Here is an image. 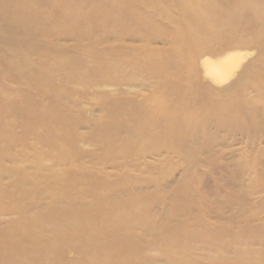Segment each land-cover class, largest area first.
I'll return each instance as SVG.
<instances>
[{
  "label": "rangeland",
  "instance_id": "rangeland-1",
  "mask_svg": "<svg viewBox=\"0 0 264 264\" xmlns=\"http://www.w3.org/2000/svg\"><path fill=\"white\" fill-rule=\"evenodd\" d=\"M247 49L242 82L199 81L248 115L167 147L186 62ZM263 85L264 0H0V264H88L68 242L47 260L45 242L90 208L104 228L126 210V264H264ZM30 223L36 252L4 240Z\"/></svg>",
  "mask_w": 264,
  "mask_h": 264
},
{
  "label": "bare ground",
  "instance_id": "bare-ground-1",
  "mask_svg": "<svg viewBox=\"0 0 264 264\" xmlns=\"http://www.w3.org/2000/svg\"><path fill=\"white\" fill-rule=\"evenodd\" d=\"M202 13H205L204 10ZM202 13L201 17L203 16ZM191 26L190 24L187 28L192 35H195L192 39H198V35L194 30H197L199 27L197 28L195 25L190 30ZM148 29H150L149 26L143 27L141 31ZM207 30H209L208 26ZM186 42L188 44L184 43L185 46H191L189 40ZM252 55L248 49L246 51L228 50L214 57L207 56L203 60L198 58L200 59L199 65L196 64L198 62V59L195 60L196 58H190L186 62L188 70L176 79L175 88L169 93V106H167L163 115L164 121L172 128L169 133H166L162 137V139L167 140L169 144L167 147L171 148V146L177 145L178 139L180 141H188L191 136L198 134L205 137L208 135L207 130L210 131L211 126L232 121L235 117L244 113L243 116L248 115L247 112L249 110L243 107L240 101H237L239 100L238 95L227 99L216 98L201 89L199 79L201 78L208 88H213L212 85H214L219 91L226 92L244 80L248 72L247 69L252 66L251 63L254 61L253 58L251 61L249 59ZM159 67L161 70L158 72L162 74L166 70V66L160 65ZM176 74H179V69L173 70L172 77ZM259 92V98L262 99L260 101L264 105V85L263 90ZM198 99L203 102L201 106L197 105ZM144 121L147 128L160 127L161 123L164 122L158 117ZM259 121L248 120V127L259 129L261 126ZM138 139L135 141H138ZM94 209L90 208L88 211L80 214L70 213V218L64 216L65 224L58 229L56 228L59 232H55L52 239L51 237L46 238L48 239L45 242L47 260H52L51 258L55 257L58 249L59 251L61 250L62 242H68L69 248L73 247L74 249L85 250L87 247L91 250V253L86 257L88 264H123L124 262L126 264L124 251L115 252L111 248L114 243V235H117L118 231L121 230L127 231L126 210L121 209L120 212L118 211L119 208H116V211L111 209L108 219L104 220L108 221V224L111 223V226L104 228L100 225V221L91 220L92 215L99 213V209L96 211ZM56 213L60 214L61 210ZM124 218L125 220H123ZM33 223L30 224L32 225ZM31 225L28 228L20 225L13 234L7 235L4 240L7 242L17 240V243L23 244L19 240L21 237L22 240H28L34 246V252H36L35 247L39 248L43 238L38 234L40 232L33 230V225ZM125 243L127 245L128 243L130 244V242ZM15 245L17 246L18 244Z\"/></svg>",
  "mask_w": 264,
  "mask_h": 264
}]
</instances>
